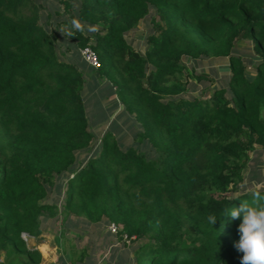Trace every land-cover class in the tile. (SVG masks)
Wrapping results in <instances>:
<instances>
[{
  "label": "trees",
  "instance_id": "16d2710c",
  "mask_svg": "<svg viewBox=\"0 0 264 264\" xmlns=\"http://www.w3.org/2000/svg\"><path fill=\"white\" fill-rule=\"evenodd\" d=\"M28 1L0 0V264H41L22 234L39 243L58 216L117 224L120 240L140 241L136 264H240L239 219L223 212L264 194L242 187L248 169L264 180V0H56L77 13L73 59ZM149 15L140 52L127 34ZM188 58L226 69L204 98L190 81L209 76L186 74ZM88 77L106 79L135 122L128 141L107 124L93 146ZM57 187L61 204L49 201Z\"/></svg>",
  "mask_w": 264,
  "mask_h": 264
},
{
  "label": "rangeland",
  "instance_id": "374dc122",
  "mask_svg": "<svg viewBox=\"0 0 264 264\" xmlns=\"http://www.w3.org/2000/svg\"><path fill=\"white\" fill-rule=\"evenodd\" d=\"M77 5L78 2L75 3L76 8ZM25 11L29 15L37 13V15L40 17V23L48 31L56 33L58 39L57 49L59 50V54H61V58H75L74 50L76 48V41L72 38L71 33L76 27H78L76 16H73L74 14H77L76 12L73 14L66 13L64 7L56 0H29ZM149 20L150 15L141 21L140 25L136 29L130 31L127 34L129 43L137 47L140 52L144 51L146 48L145 36L151 29ZM95 30L96 28L93 27L92 29L85 28L84 31L94 32ZM238 45L242 48L243 53L247 56L252 53V47L247 41L241 40L239 41ZM185 62L188 67L186 74L191 73L192 70L199 74H203L205 72V78L209 76L207 81H197L196 78H192L190 81L197 87L196 92L194 93L203 94L200 95L202 98H204V95H208L207 91L212 90V86L214 84L221 85V82L226 77L224 74L226 69L223 68L222 64L220 63L215 64L210 60H201L200 62L189 58L185 60ZM86 66L88 67L87 63ZM111 89L112 87L109 82L106 81V79L99 80L88 77L85 93L86 113L91 127L97 134L92 141L94 147L96 146L101 135L97 128H102L104 125L110 124V128L112 126L113 129L122 128L125 130L123 136L124 142L128 137H132L135 133V130L133 129L136 128V125L135 122H132L130 118H127L123 115L121 118L118 115L120 112H118L114 118L112 117L114 115H112L114 111L117 112L120 109L123 110V105L118 102L117 94L113 91L112 93ZM250 155L253 159L252 161L255 163L257 159H262L253 153ZM262 164L264 166L263 160ZM255 175H257L256 170H247L246 176H248V178L246 179L248 184L242 186L244 189H253L264 186V180L258 181ZM249 179L252 181L250 182ZM58 189L59 187L56 188L54 195V191L50 192L49 201L61 204L60 199L56 197L59 191ZM63 190H65V185L62 187L61 191ZM70 220L71 221L64 224L65 222L61 216L46 219L43 233L41 235V239L39 240L40 245L46 244L44 249L39 247L44 258L43 263L51 264V261L54 260L57 264H66L64 261L68 259L64 254L66 251H71L73 248V259L80 257L81 250H85V254L83 255L84 258L86 259L87 257V259L84 260L83 263H74L72 260L69 262L70 264H136L134 254L138 244H140L139 240H120L117 235L111 234L109 232L107 225L110 223L108 224L107 222L95 225L88 223L76 216H72ZM56 236L60 240L61 247H58L55 241ZM25 239L28 245L36 242V239L31 236L25 237ZM59 258H62V260H59Z\"/></svg>",
  "mask_w": 264,
  "mask_h": 264
},
{
  "label": "clouds",
  "instance_id": "9594fccd",
  "mask_svg": "<svg viewBox=\"0 0 264 264\" xmlns=\"http://www.w3.org/2000/svg\"><path fill=\"white\" fill-rule=\"evenodd\" d=\"M224 210L232 220L239 219V239L234 242V248L242 253L240 264H264V194L251 193V202L240 201ZM216 215H208L207 222L213 225Z\"/></svg>",
  "mask_w": 264,
  "mask_h": 264
},
{
  "label": "built area",
  "instance_id": "2783aa9c",
  "mask_svg": "<svg viewBox=\"0 0 264 264\" xmlns=\"http://www.w3.org/2000/svg\"><path fill=\"white\" fill-rule=\"evenodd\" d=\"M80 52H81L83 60L85 62H87L91 67H93V68L99 67V65H100L99 58H98L97 54L90 47H84L80 50ZM107 228H108L109 232L113 233V234L117 233L119 230V226L115 223H110L109 225H107ZM22 236L24 237V239H25V237H30V235L28 233H23ZM132 238H134V237H132ZM125 240L130 241L126 235H125Z\"/></svg>",
  "mask_w": 264,
  "mask_h": 264
},
{
  "label": "crops",
  "instance_id": "0c3cea01",
  "mask_svg": "<svg viewBox=\"0 0 264 264\" xmlns=\"http://www.w3.org/2000/svg\"><path fill=\"white\" fill-rule=\"evenodd\" d=\"M117 113H118V111H117V112L114 111V112L112 113V115L114 114L112 117L114 118V116L117 115ZM112 117H111V118H112ZM96 128H97V127H96ZM97 129L100 130V128H97ZM42 243H44V242H42ZM30 245H33L34 247H36V248H38V249H39V247L42 248V247H45V246H46V244H41V245H40V244L37 243V242H33V243H31ZM39 250H40V249H39ZM41 253H42V251H41ZM42 256H43V255H42ZM92 258H93V257H92ZM43 259H44V258H43ZM43 259H42L41 264H45V263H43ZM52 260H53V259H52ZM59 260H62V258H59ZM68 260H69V259H68ZM68 260H65L64 262H65L66 264H70L69 262H70L71 260H69V261H68ZM51 262H52L51 264H57V263H55L56 261H54V260L51 261ZM62 264H64V263H62Z\"/></svg>",
  "mask_w": 264,
  "mask_h": 264
},
{
  "label": "water",
  "instance_id": "95a60500",
  "mask_svg": "<svg viewBox=\"0 0 264 264\" xmlns=\"http://www.w3.org/2000/svg\"><path fill=\"white\" fill-rule=\"evenodd\" d=\"M97 75L99 76V73H97Z\"/></svg>",
  "mask_w": 264,
  "mask_h": 264
}]
</instances>
